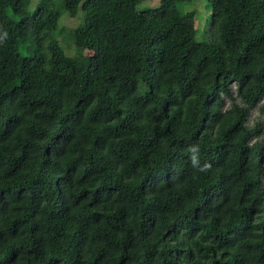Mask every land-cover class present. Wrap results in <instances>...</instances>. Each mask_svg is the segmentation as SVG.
<instances>
[{
    "label": "trees",
    "instance_id": "obj_1",
    "mask_svg": "<svg viewBox=\"0 0 264 264\" xmlns=\"http://www.w3.org/2000/svg\"><path fill=\"white\" fill-rule=\"evenodd\" d=\"M149 1L0 0V264H264V0Z\"/></svg>",
    "mask_w": 264,
    "mask_h": 264
},
{
    "label": "rangeland",
    "instance_id": "obj_2",
    "mask_svg": "<svg viewBox=\"0 0 264 264\" xmlns=\"http://www.w3.org/2000/svg\"><path fill=\"white\" fill-rule=\"evenodd\" d=\"M145 5L147 7L156 8L160 5V0H151ZM184 9L186 12L193 13L196 19L197 27H198L199 34L201 37L203 33V25L210 18V6L208 4V0H192L191 2H189L188 4L184 6ZM59 10L62 12L61 8H59ZM71 22L72 21H67L66 25L68 26ZM73 23L76 24V22H73ZM258 120L264 122V115L260 116L257 109H254L250 115L248 124L253 125ZM262 137L264 138V131H263Z\"/></svg>",
    "mask_w": 264,
    "mask_h": 264
}]
</instances>
